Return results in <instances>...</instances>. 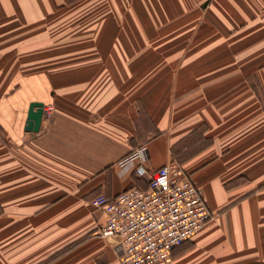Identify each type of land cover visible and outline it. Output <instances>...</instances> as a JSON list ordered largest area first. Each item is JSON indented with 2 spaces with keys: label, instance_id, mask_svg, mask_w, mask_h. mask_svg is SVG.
Returning <instances> with one entry per match:
<instances>
[{
  "label": "crops",
  "instance_id": "crops-1",
  "mask_svg": "<svg viewBox=\"0 0 264 264\" xmlns=\"http://www.w3.org/2000/svg\"><path fill=\"white\" fill-rule=\"evenodd\" d=\"M169 163L215 218L158 264H264V0H0V264H122L92 201Z\"/></svg>",
  "mask_w": 264,
  "mask_h": 264
},
{
  "label": "built area",
  "instance_id": "built-area-1",
  "mask_svg": "<svg viewBox=\"0 0 264 264\" xmlns=\"http://www.w3.org/2000/svg\"><path fill=\"white\" fill-rule=\"evenodd\" d=\"M142 149L120 163L147 160ZM143 176L146 169L139 167ZM92 205L105 214L98 235L111 240L122 264H158L168 261L174 249L191 240L215 218L202 190L177 163L152 172L147 188L133 187L109 198L101 194Z\"/></svg>",
  "mask_w": 264,
  "mask_h": 264
},
{
  "label": "water",
  "instance_id": "water-1",
  "mask_svg": "<svg viewBox=\"0 0 264 264\" xmlns=\"http://www.w3.org/2000/svg\"><path fill=\"white\" fill-rule=\"evenodd\" d=\"M45 115V103L35 101L30 104L27 125L25 130L32 133H38L41 129Z\"/></svg>",
  "mask_w": 264,
  "mask_h": 264
}]
</instances>
